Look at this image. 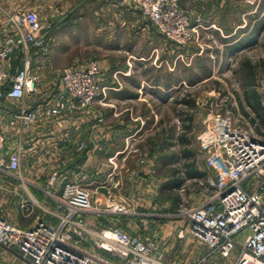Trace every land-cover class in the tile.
Segmentation results:
<instances>
[{"label": "rangeland", "instance_id": "obj_1", "mask_svg": "<svg viewBox=\"0 0 264 264\" xmlns=\"http://www.w3.org/2000/svg\"><path fill=\"white\" fill-rule=\"evenodd\" d=\"M125 1L130 3V13L120 9L116 12L115 8L112 10L103 8L96 16L92 9L86 13L88 18L71 25L69 31H73L72 27L76 29L72 35L73 50L66 59L57 63L56 69L52 71L36 69L31 62V75L37 78L38 87L34 94L35 99H27L25 105L28 108L29 105L38 106L52 100L51 98L59 91L58 88L55 93V78L61 77L66 68L82 70L92 63L100 67L101 64H108L109 67L117 61L122 66L126 58L131 55L133 60L131 67L134 72L131 70L129 74L134 76L123 81L111 69V72L108 71L109 84L115 82L124 91H135L132 83L135 85L141 83L144 93L159 91L158 88L153 89L154 85L170 84L172 92L168 94L171 96L167 98V103H164V99L157 101L147 95L144 98L146 102L133 106L144 123L149 118L153 124H150L148 131L144 130L142 140L135 144V152L130 154L129 159L123 163L118 162L114 168L115 172L116 170L122 172L125 177L115 183L114 202L133 200V197L129 198L124 186L127 185L130 190L138 187V181H143L146 177L140 172L141 179L138 180L135 179L136 175L132 174L135 172L138 175L139 169L146 171L144 167L150 165L155 171V180L153 179L154 181H150L149 184L157 186L162 193L156 203H161L162 209L166 201L169 203L163 214L169 211L175 213L181 205L189 204L194 207L204 204L216 191L210 185L215 179V172L210 168V157L203 138L209 123L211 124L213 119L230 120L235 127L249 131L253 136L264 140V126L261 124L264 111L255 112L251 109L256 106V100L264 106V33L259 42L249 38V43L241 41L240 46H228L229 53L225 45L227 35L230 34L229 37L232 38L248 31L227 28L226 21L234 20V23H237L243 14L251 21L261 11L264 0H242L247 10L238 4L234 5L235 1L240 0H215L219 4L223 3L222 8L218 6L213 8L211 4L207 5L208 3L199 0H175L177 6L187 16V22L189 21L194 28L198 26L196 30H189L191 40L185 45L172 42L169 36L160 32L155 23L142 15L133 0ZM215 15H220L216 24L222 25L221 31L213 29ZM199 19L200 23L195 25ZM16 31V23L11 22L2 35H14ZM43 31V34H52L48 24L43 26ZM183 31L186 33L185 30ZM60 42L61 40H58V45ZM120 45L125 46L127 50L131 46L132 52L121 50L118 48ZM249 64L251 69L248 67ZM16 67L22 68L19 65ZM16 67L12 62L11 68ZM250 72L254 76H250ZM101 76L100 86L105 89L104 72ZM104 93L106 92L103 91L101 97L105 95ZM101 97L91 104L83 106L76 104L75 109L81 112L84 108L99 102ZM17 109L20 111L21 105ZM18 127L20 129V124ZM3 132L8 144H18L19 133L14 134L13 131L8 133L5 129ZM24 151L21 171L29 165L30 160L28 153ZM149 157L153 161L146 163L148 159L150 160ZM21 171L18 178L21 177ZM192 171L198 172L200 176L196 179L190 178ZM53 178L54 174L50 175V179ZM16 182L10 181L15 189H20L21 181L18 182L19 186ZM4 194L6 193L4 192L3 196ZM93 194L94 198L98 197L99 208L104 209L105 205L101 197L105 193L101 189ZM132 194H135V191ZM11 196H15L14 192L8 197L12 199ZM3 198L6 199L5 196ZM136 199L143 197L136 195L134 200L137 202ZM24 200L27 201V198ZM150 202L153 204L154 201ZM14 213L10 212V216ZM45 213L35 207L33 219L29 223L31 224L37 217L50 216ZM4 219L10 222L9 218L4 217ZM129 219L128 216L107 214L87 216L91 230L98 232L105 228L119 227L132 237L155 240L166 253V261L172 264H192L205 252L204 247L195 241L177 240L175 230L179 224L176 220L130 224ZM245 238L246 233L239 243L242 244Z\"/></svg>", "mask_w": 264, "mask_h": 264}, {"label": "built area", "instance_id": "obj_2", "mask_svg": "<svg viewBox=\"0 0 264 264\" xmlns=\"http://www.w3.org/2000/svg\"><path fill=\"white\" fill-rule=\"evenodd\" d=\"M133 1L172 42L185 45L191 40L189 30L198 27L187 22L175 0ZM10 20L16 23L17 31L0 39V102H18V116L24 125L75 110L76 104L99 100L105 92L100 86L102 71L92 63L82 70L66 68L60 90L42 112L28 109L25 102L38 87L28 56L33 50L46 54L48 46L37 12H20ZM199 23L200 19L195 25ZM18 49L25 58L22 68L13 70L11 59ZM212 121L203 138L215 172L210 182L215 194L204 204L181 205L175 213H166L167 218L179 224L177 240L195 241L204 247L205 252L192 264H264V140L235 127L230 120ZM7 142L0 125V172L17 178L24 150L20 144L13 148ZM93 193L80 181L66 183L56 199L63 211L56 216V224L40 220L33 227L22 228L0 218V248L25 264H172L153 239L132 237L119 227L91 230L89 215L129 217L133 211L129 200L115 203L110 194H103L105 207L100 209ZM21 208L30 214L34 204L25 202Z\"/></svg>", "mask_w": 264, "mask_h": 264}, {"label": "crops", "instance_id": "obj_3", "mask_svg": "<svg viewBox=\"0 0 264 264\" xmlns=\"http://www.w3.org/2000/svg\"><path fill=\"white\" fill-rule=\"evenodd\" d=\"M199 1L208 3L207 5L211 4L213 8L224 6L223 3L219 4L215 0ZM237 4L247 10L242 0L235 1L234 5ZM103 8L111 10L115 8L116 12L120 9V11L128 13L131 10L130 3L125 0H0V25L2 24L0 39L2 32L11 23L10 18H13V15L26 11L37 12L43 26L48 24L52 34H44L48 46L46 54L33 50L28 57L36 69L52 71L58 66L57 63L66 59L73 50L72 35L76 29L72 27L73 31H69L71 25H76L88 18L87 11L93 9V13L95 12L94 14L97 16ZM241 16L237 23H234V20H228L225 25L235 31L243 29L248 31L241 33L240 36H232V38L229 37L230 34L227 35L225 43L227 47L240 46L241 41H243L242 43L248 42L249 38L259 42L264 33V6L251 21L244 14ZM213 18L212 24L215 26L213 29L221 31L222 25L216 24L220 15H215ZM260 28L263 30L259 31ZM248 33H250L249 36ZM58 40H61L60 45H58ZM124 47L118 46L121 50H127ZM229 48H227V53H229ZM127 52H132L131 46ZM24 58L22 51L18 49L11 59V65L13 62L15 67L22 66ZM126 59L122 66L118 64V61L109 67H107L108 64H101L102 73L104 72L106 76L103 79L106 93L99 102L89 108H84L81 112L77 109L67 110L57 118H42L37 123L26 126L18 116V102L12 100L0 102V125L8 133L9 131H13L14 134L19 133L18 144L30 158L29 165L22 169L19 178H13L0 172V218H9L10 222L22 228L33 227L40 220L56 224L58 222L56 216L63 214V211L58 209L56 199L61 196L63 186L69 181H80L95 193L102 189L105 195L110 194V200L115 199V183L118 179L125 177L122 172L116 170L118 172L116 173L114 168L118 162L123 163L129 159L130 154L135 152V144L142 140L144 130L148 131L150 124H153L149 118L144 123L139 117V112L133 106L146 102L144 98L147 95L157 101L164 99V103H167V98L171 96L168 94L172 92L170 84L154 85L153 89L158 88L159 90L154 93H144L141 83H136V85L132 83L135 91H124L115 82L109 84L108 71L114 70V74L119 75L123 81L134 76L129 74L132 70V56L130 55ZM36 73L34 74L36 75ZM60 78V76L55 78V93L60 87ZM179 84H182L181 80ZM30 99H35L34 95ZM44 105V103L38 106L32 104L28 109L38 110L40 114ZM18 144L8 145L15 148ZM149 158L150 160L148 159L146 163L153 161L151 157ZM144 168L146 171L139 169L138 175L135 172L132 174L136 175L135 179L138 180L141 179L140 172L146 177L145 180L138 181V187H133L130 190L127 185L124 186L129 198L133 197V200H129L133 207L132 214L128 217L131 220L130 224L171 221L167 219V214H163L169 203L166 201L165 204L163 200L165 206L162 209V204L156 203L162 196L161 191L154 184H149L150 181L155 180L153 166L148 165ZM52 174H54V179H50ZM10 181H17L18 186V182L21 181L20 189H15ZM51 181L53 182L51 183ZM18 190L20 192H17ZM1 191L6 193L4 194L6 199L3 198L4 192ZM134 191L135 194H132ZM13 192L15 196H11L12 199H10L8 196ZM136 195L143 199H136V202L134 200ZM25 198L27 201L24 200ZM150 201H154L153 204ZM25 202H33L32 213L29 214L21 208ZM148 203H150L149 206ZM35 207L50 216L47 218L46 215L37 217L30 224L29 221L33 219ZM10 212L15 213L10 216ZM0 264L25 263L0 248Z\"/></svg>", "mask_w": 264, "mask_h": 264}, {"label": "trees", "instance_id": "obj_4", "mask_svg": "<svg viewBox=\"0 0 264 264\" xmlns=\"http://www.w3.org/2000/svg\"><path fill=\"white\" fill-rule=\"evenodd\" d=\"M248 67H249V69H251V66H250V64L248 65ZM251 73V72H250ZM250 76H254L253 75V73H251L250 74ZM249 76V77H250ZM254 99H255V97H254ZM256 100V99H255ZM257 101V103H256V106H253L251 109L253 110V111H259V110H262V111H264V106H263V104H261V102L259 101V100H256ZM261 124H262V126H264V115H263V118L261 119ZM190 178H194V179H196L198 176H200V174L198 173V172H194V171H192L191 173H190ZM178 184V183H177ZM176 184V186L177 187H179V185H177ZM170 188H172V187H170Z\"/></svg>", "mask_w": 264, "mask_h": 264}]
</instances>
